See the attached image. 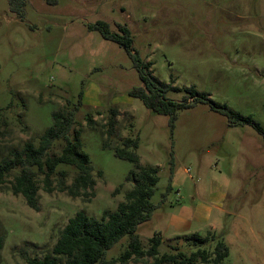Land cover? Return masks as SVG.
<instances>
[{
    "label": "rangeland",
    "instance_id": "obj_1",
    "mask_svg": "<svg viewBox=\"0 0 264 264\" xmlns=\"http://www.w3.org/2000/svg\"><path fill=\"white\" fill-rule=\"evenodd\" d=\"M23 1L21 18L0 0V162L28 141L37 145L53 111L76 109L70 138L79 135L96 184L90 198L47 194L39 185L37 211L7 182L0 185V264H26L50 253L79 211L95 219L114 212L134 170L113 153L126 138H138L140 166L158 169L151 198L156 209L137 229L144 248L160 233V254L173 247L188 253L195 249L189 237L209 234V252L219 237L229 248L223 264H264L262 137L249 125L230 126L204 102L178 110L171 129L168 116L129 97L142 87L131 58L88 29L102 21L118 33L125 25L133 53L168 86L167 100L182 102L192 88L264 129V0ZM114 110L116 125L107 138ZM61 145L55 142L49 154L57 155ZM60 170L70 184L75 171L63 164ZM127 241L123 237L105 259L117 258Z\"/></svg>",
    "mask_w": 264,
    "mask_h": 264
},
{
    "label": "trees",
    "instance_id": "obj_2",
    "mask_svg": "<svg viewBox=\"0 0 264 264\" xmlns=\"http://www.w3.org/2000/svg\"><path fill=\"white\" fill-rule=\"evenodd\" d=\"M9 11L23 17V0H8ZM97 31L104 40L115 43L131 58L138 73L142 87L132 89L128 95L138 99L144 107L152 113L169 117V126L172 129L178 110L187 109L192 104L204 102L210 108L222 113L229 119L232 127L249 125L262 137L264 142V129L251 117H242L233 113L226 106L214 104L207 94H199L194 89L187 90V96L182 102L167 100L164 96L168 86L160 84L149 74L150 63H143L132 50L130 30L125 25H118V33H111L107 23L98 21L88 27ZM82 93L79 94L78 105ZM76 109H58L51 114V126L40 136L37 145L28 141L21 151L13 152L9 158L0 162V185L8 183L13 195L21 196L30 209L38 210L37 193L41 189L50 194L54 190L66 192L72 198L93 197L95 180L88 156L80 150L79 135L74 133L70 138V131L75 124ZM106 122V137H112L116 125V111ZM88 125L93 121L86 119ZM55 142H60L61 148L57 155H50L49 151ZM109 147L108 143L103 144ZM138 138H126L121 145L113 149L114 156L120 160L130 162L134 170L125 177V183L131 188L124 194L123 202L117 205L114 212L104 211L99 219L87 216L84 212H77L59 231L58 238L50 253L42 258H28L26 264H223L229 254L228 246L220 241L215 243L211 252L206 246L210 236L199 237L193 234L188 241L194 246L190 252L181 251L176 247L171 252L159 253L162 244L160 233H154L148 239L144 248L137 229L147 222L156 206L151 198L159 181L156 167H142L136 154ZM170 174L172 175V160ZM63 164L75 171L70 184H67L68 173L65 170L56 171L58 165ZM100 176V173H98ZM11 177V180L8 178ZM54 177L56 181L54 182ZM171 189L168 185L166 193ZM118 189L115 190L117 192ZM220 236V235H219ZM123 237H127L124 251L115 259L106 260V252L116 245ZM222 239V238H221ZM3 239L0 236V250ZM191 245V246H192ZM152 259L148 263L146 259Z\"/></svg>",
    "mask_w": 264,
    "mask_h": 264
}]
</instances>
